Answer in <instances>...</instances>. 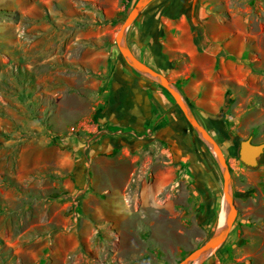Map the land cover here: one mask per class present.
Here are the masks:
<instances>
[{
  "label": "rangeland",
  "instance_id": "rangeland-1",
  "mask_svg": "<svg viewBox=\"0 0 264 264\" xmlns=\"http://www.w3.org/2000/svg\"><path fill=\"white\" fill-rule=\"evenodd\" d=\"M136 1L0 0V264H177L219 228L213 149L117 48ZM127 41L177 85L229 168L232 226L194 264H264V150L253 167L238 156L241 140L264 142V0H153ZM128 104L143 129L122 127ZM129 130L138 142H120ZM105 134L113 149L90 164ZM122 148L141 150L140 168L106 163ZM154 182L126 212L123 194Z\"/></svg>",
  "mask_w": 264,
  "mask_h": 264
},
{
  "label": "water",
  "instance_id": "water-1",
  "mask_svg": "<svg viewBox=\"0 0 264 264\" xmlns=\"http://www.w3.org/2000/svg\"><path fill=\"white\" fill-rule=\"evenodd\" d=\"M152 1L153 0H137L134 3L116 32L115 42L122 58L129 66L159 84L173 97L190 127L210 145L215 153L217 165L222 177L221 191L226 208V218L221 227L212 233L203 243L190 250L177 263L194 264L203 260L214 248L226 239L236 215V207L231 192L230 172L222 148L212 134H210V132L199 122L196 115H194L191 106L180 93L177 85L170 81L162 72L152 68L150 65L139 59L133 53L128 44V28ZM263 150L264 142L254 143L250 138H246L239 142L238 156L245 165L253 167L257 164L258 157L263 153Z\"/></svg>",
  "mask_w": 264,
  "mask_h": 264
},
{
  "label": "crops",
  "instance_id": "crops-1",
  "mask_svg": "<svg viewBox=\"0 0 264 264\" xmlns=\"http://www.w3.org/2000/svg\"><path fill=\"white\" fill-rule=\"evenodd\" d=\"M129 104H130V102H129ZM129 104L126 108L127 110L125 112V117H124V125L125 126L122 125V127H124V128L129 127L133 130L143 129L146 126V121L144 120V116H143L144 115L143 113H145V112H143L142 110L140 111L139 105H135V107H133V105L131 106ZM160 120L156 121V123L152 127V133L156 134V133H158L157 129H159L161 131V129L164 128L165 124H161L162 121H160ZM149 130H150V128H149ZM130 131L131 130H129V132H127V133H123V134L121 133V135L119 134V137L117 136L118 139H120V142H127L126 144H129V142H131V141H133V143L138 142L130 134ZM104 138H107L108 141L102 143V140ZM109 138H111V137L108 136L107 134H105L103 136V139L101 138V143L97 141V142H94L92 144V148H91L92 152L90 154V158H91L90 164H91L92 160L98 159V157H97L98 155L96 154V152L99 150V147L102 146V147L106 148L107 150H109L108 147L111 144V140ZM111 139H114V138H111ZM111 149H113V148H110V150ZM123 149H125V150H123ZM137 151L140 152L141 150H139V149L138 150H131V149H127V148H122V151L120 152V149H119L116 153H114L115 155L108 157V160H106V163L110 162V161L114 162V158H116L117 156H119L121 158L124 157L126 159V162H128V164L130 166H132V168H134V170H135L137 168H140V164H137L136 162L132 161V158L137 156ZM118 152H120V153L117 154ZM121 153H124V154H121ZM98 162L100 164L99 159H98ZM156 183L157 182L152 183L149 187H146V186L142 187V185L140 183V185L137 186L138 191L136 190V192H137L136 195L135 194L133 195V193L131 194L130 191H127V193L125 195L123 194L124 203L126 205L125 211L126 212L129 211V208H128L129 203H131V205H134L135 203H140V204L147 203L148 204L150 202V200L154 198L155 190L157 189V191H158V189L160 188V184L157 183L158 185H156ZM107 192H109V190ZM131 209L133 210V207Z\"/></svg>",
  "mask_w": 264,
  "mask_h": 264
},
{
  "label": "bare ground",
  "instance_id": "bare-ground-1",
  "mask_svg": "<svg viewBox=\"0 0 264 264\" xmlns=\"http://www.w3.org/2000/svg\"><path fill=\"white\" fill-rule=\"evenodd\" d=\"M226 216V209L223 207L219 213L220 220L217 222L218 226L221 227Z\"/></svg>",
  "mask_w": 264,
  "mask_h": 264
},
{
  "label": "flooded vegetation",
  "instance_id": "flooded-vegetation-1",
  "mask_svg": "<svg viewBox=\"0 0 264 264\" xmlns=\"http://www.w3.org/2000/svg\"><path fill=\"white\" fill-rule=\"evenodd\" d=\"M195 115V114H194ZM198 119V118H197ZM200 122V121H199ZM205 127V126H204ZM206 128V127H205ZM207 129V128H206ZM208 130V129H207Z\"/></svg>",
  "mask_w": 264,
  "mask_h": 264
},
{
  "label": "trees",
  "instance_id": "trees-1",
  "mask_svg": "<svg viewBox=\"0 0 264 264\" xmlns=\"http://www.w3.org/2000/svg\"><path fill=\"white\" fill-rule=\"evenodd\" d=\"M163 88V87H162Z\"/></svg>",
  "mask_w": 264,
  "mask_h": 264
}]
</instances>
